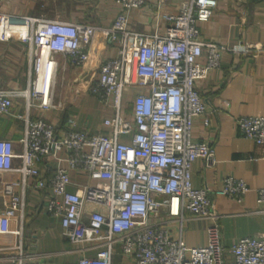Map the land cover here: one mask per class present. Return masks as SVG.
I'll use <instances>...</instances> for the list:
<instances>
[{
    "label": "built area",
    "instance_id": "obj_1",
    "mask_svg": "<svg viewBox=\"0 0 264 264\" xmlns=\"http://www.w3.org/2000/svg\"><path fill=\"white\" fill-rule=\"evenodd\" d=\"M112 1L117 14L107 28L0 13V42L18 36L30 46L28 87L0 89V116L10 115L16 98L26 100L28 110L61 108L53 101L57 57L73 67L83 66L97 33L116 47V56L100 65L89 90L111 113L102 122L107 135L76 131L69 120L68 129L58 137L48 121L27 117L19 154L11 141L0 140V174L13 171L17 159L21 175L20 182L2 183L9 202L0 213V236H21V225L12 230L11 222L21 224L26 179L32 178L36 189L49 192L45 208L58 220L62 236L80 247L82 255L72 264H114L117 247L126 264H264V231L225 247L213 210L211 195L241 203L250 192L247 183L226 177L223 187L211 192L196 189L191 182L193 164L212 156L206 144L192 140L195 119L209 124L195 83L219 69L225 54L248 53L252 48L201 40L199 27L212 18L217 0L182 3L177 13L161 15L164 31L152 33H138L129 26L130 13L145 0ZM134 88L142 91L133 93ZM128 106L131 120L125 117ZM236 126L243 138L264 146V117H241ZM62 151L68 154L67 167H57L51 179H44L37 164ZM70 172L98 183L81 185L72 193ZM255 193L254 213L264 216V187ZM87 204L97 209L87 211ZM185 211L196 221L209 222L206 246L189 248L182 242ZM162 212L167 221L177 223L176 239L154 222ZM30 261L20 256L11 260L41 264Z\"/></svg>",
    "mask_w": 264,
    "mask_h": 264
},
{
    "label": "crops",
    "instance_id": "obj_2",
    "mask_svg": "<svg viewBox=\"0 0 264 264\" xmlns=\"http://www.w3.org/2000/svg\"><path fill=\"white\" fill-rule=\"evenodd\" d=\"M186 1L145 0L139 10L130 13L129 26L138 33L163 32L166 23L161 15L177 13ZM0 13L16 18L27 16L107 28L116 17L117 8L112 0H0ZM199 29L204 42L252 48L248 53L225 54L219 69L195 83L196 92L205 104L209 124L204 126L201 117L195 119L192 140L206 144L212 150V156L193 164V187L212 192L223 187L226 177H232L245 181L250 189L241 203L211 195L213 210L219 217L221 242L228 247L240 238L264 231V216L254 213L257 208L255 192L264 187V146L258 147L243 138L236 126V120L241 117H264V0H217L212 18ZM88 53V62L79 67L71 66L66 58L57 57L53 101L60 103L61 108L28 110L26 100L16 98L10 115L0 116V140L11 141L15 154L22 150L18 141L25 130L27 117L33 121H48L58 137L68 129L69 120L74 122L76 131L89 135L108 134L102 122L111 113L89 90L98 78L100 65L116 56V47L97 33ZM200 62L204 63V56ZM29 65L30 46L20 37L13 36L7 42H0V89H27ZM141 91L139 88L131 90L133 93ZM125 117L131 120L130 110L125 112ZM122 141L128 143L129 137H123ZM67 156L62 151L55 158H43L37 164L41 176L51 179L57 167L66 168ZM19 163L15 159L14 170L0 174V213L9 202L3 194L2 183L20 182ZM70 180L68 190L72 193L81 185L98 183L77 172H70ZM34 181L26 179L21 224L17 220L11 222L12 230L21 225V236H0V264H13L11 260L19 256L41 264L75 263L82 255L80 247L72 246L62 236L58 220L45 208L49 192L36 189ZM85 208L87 211L97 209L91 204ZM183 216L186 219L181 235L184 245L189 248L206 246L209 222L196 221L186 211ZM154 222L167 228L172 238L178 237L177 223L167 221L164 212ZM113 263L126 264L119 247L115 250Z\"/></svg>",
    "mask_w": 264,
    "mask_h": 264
},
{
    "label": "rangeland",
    "instance_id": "obj_3",
    "mask_svg": "<svg viewBox=\"0 0 264 264\" xmlns=\"http://www.w3.org/2000/svg\"><path fill=\"white\" fill-rule=\"evenodd\" d=\"M55 87L56 86H54V89H55ZM129 110H130V106L127 107L126 112H129Z\"/></svg>",
    "mask_w": 264,
    "mask_h": 264
}]
</instances>
